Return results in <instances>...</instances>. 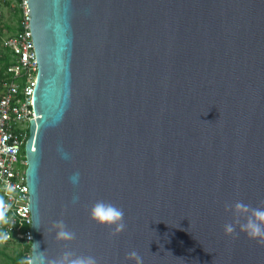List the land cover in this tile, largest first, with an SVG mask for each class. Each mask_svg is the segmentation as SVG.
<instances>
[{"label":"water","instance_id":"95a60500","mask_svg":"<svg viewBox=\"0 0 264 264\" xmlns=\"http://www.w3.org/2000/svg\"><path fill=\"white\" fill-rule=\"evenodd\" d=\"M26 9L37 65L23 145L34 264L65 251L134 264L133 250L143 264H264V245L224 232L226 204L264 206V0ZM97 200L123 209L125 231L89 218ZM61 219L75 240L56 239Z\"/></svg>","mask_w":264,"mask_h":264},{"label":"built area","instance_id":"2783aa9c","mask_svg":"<svg viewBox=\"0 0 264 264\" xmlns=\"http://www.w3.org/2000/svg\"><path fill=\"white\" fill-rule=\"evenodd\" d=\"M7 5L14 18H3ZM6 60V63L3 62ZM0 199L7 205L9 223L0 232L9 238L0 250L18 245L30 252V215L27 210L23 148L28 124L33 120L31 98L37 65L28 28L26 0H0ZM29 257V254H28Z\"/></svg>","mask_w":264,"mask_h":264},{"label":"clouds","instance_id":"9594fccd","mask_svg":"<svg viewBox=\"0 0 264 264\" xmlns=\"http://www.w3.org/2000/svg\"><path fill=\"white\" fill-rule=\"evenodd\" d=\"M59 151L63 158H68V154L62 148ZM79 180V172L70 177V182L74 186L79 184ZM78 202L79 196L77 194L73 196L72 203L76 204ZM224 210L226 213L231 212L233 215L232 222L224 225L225 235L236 238L240 233H244L249 239L264 245V206L252 208L250 205L236 202L234 205L226 204ZM89 218L100 226L114 227L113 235L126 230L123 209L110 202L97 200L90 208ZM242 220L243 222H241ZM9 222L7 205L0 199V227ZM53 227L56 229V239L58 241L71 242L76 239L75 232L69 230L62 219L54 222ZM8 238L9 234L0 232V242ZM38 259L39 264H99L94 256H77L72 251H65L59 258L53 260H49L44 252H41ZM126 259L134 261V264H143L142 257L134 250L127 254ZM22 264H34V260L29 257L27 260L22 261Z\"/></svg>","mask_w":264,"mask_h":264},{"label":"trees","instance_id":"16d2710c","mask_svg":"<svg viewBox=\"0 0 264 264\" xmlns=\"http://www.w3.org/2000/svg\"><path fill=\"white\" fill-rule=\"evenodd\" d=\"M3 62L6 63V60H3ZM5 249L0 250V257H2V259L0 258V264H22V261L28 259V248L13 251L12 254L9 256L4 253Z\"/></svg>","mask_w":264,"mask_h":264},{"label":"rangeland","instance_id":"374dc122","mask_svg":"<svg viewBox=\"0 0 264 264\" xmlns=\"http://www.w3.org/2000/svg\"><path fill=\"white\" fill-rule=\"evenodd\" d=\"M10 5H7L5 8H2L3 10V18H4V20H8V23L9 24H12L13 23V21H14V18H13V16L11 15V10H9V7ZM20 153L21 154H23V148H21V150H20ZM20 248H19V246L18 245H12V246H9L8 248H6L5 250H4V253L6 254V255H11L12 254V252L13 251H16V250H19ZM1 259H2V257H0Z\"/></svg>","mask_w":264,"mask_h":264}]
</instances>
